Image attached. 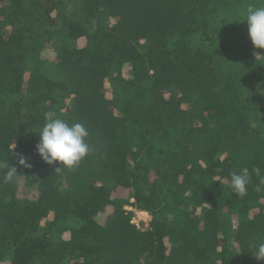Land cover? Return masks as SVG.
<instances>
[{
  "label": "trees",
  "instance_id": "trees-1",
  "mask_svg": "<svg viewBox=\"0 0 264 264\" xmlns=\"http://www.w3.org/2000/svg\"><path fill=\"white\" fill-rule=\"evenodd\" d=\"M250 6L264 0H0V264H264ZM45 113L88 129L78 165L38 155Z\"/></svg>",
  "mask_w": 264,
  "mask_h": 264
},
{
  "label": "clouds",
  "instance_id": "clouds-1",
  "mask_svg": "<svg viewBox=\"0 0 264 264\" xmlns=\"http://www.w3.org/2000/svg\"><path fill=\"white\" fill-rule=\"evenodd\" d=\"M242 21L247 22L248 36L252 45L256 48H264V6L248 7L246 15ZM46 123L39 133V143L36 151L42 161L48 165L59 162L60 167L72 168L89 154L90 147L86 142L89 136L88 129L82 123L68 124L60 118H56L55 113H45ZM19 163L26 167H30L26 162V158H21ZM0 167H8L0 165ZM257 176L260 175L259 168L252 170ZM17 173V169L13 166L9 168L5 174V182H11ZM251 182V174L248 168H242L239 172H233L229 187L238 196L247 195V186ZM261 185H264V178H261L260 184L255 188L257 192L261 191ZM253 256L257 260L264 259V243H260Z\"/></svg>",
  "mask_w": 264,
  "mask_h": 264
},
{
  "label": "rangeland",
  "instance_id": "rangeland-1",
  "mask_svg": "<svg viewBox=\"0 0 264 264\" xmlns=\"http://www.w3.org/2000/svg\"><path fill=\"white\" fill-rule=\"evenodd\" d=\"M26 167V166H23ZM65 187L64 185L60 186L59 189L63 190ZM17 197L19 198H27L30 200H35L37 197V189L35 186L27 187L25 185L24 178H19L18 182V190H17ZM127 211L132 212L133 218L132 223L139 229H146L148 226V223L150 221V217L148 214L143 212L134 211L131 208H126Z\"/></svg>",
  "mask_w": 264,
  "mask_h": 264
}]
</instances>
